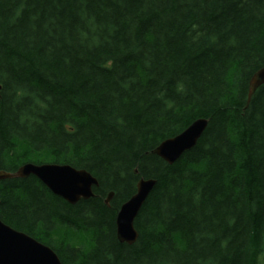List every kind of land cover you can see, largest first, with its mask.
Listing matches in <instances>:
<instances>
[{
  "label": "trees",
  "instance_id": "trees-1",
  "mask_svg": "<svg viewBox=\"0 0 264 264\" xmlns=\"http://www.w3.org/2000/svg\"><path fill=\"white\" fill-rule=\"evenodd\" d=\"M263 66L264 0H0V170L98 182L70 204L2 179L1 221L61 264H264ZM197 118L193 148L152 153ZM139 178L155 183L127 244L115 218Z\"/></svg>",
  "mask_w": 264,
  "mask_h": 264
},
{
  "label": "water",
  "instance_id": "water-1",
  "mask_svg": "<svg viewBox=\"0 0 264 264\" xmlns=\"http://www.w3.org/2000/svg\"><path fill=\"white\" fill-rule=\"evenodd\" d=\"M263 83L264 66L255 71L249 79L247 103ZM206 125L207 120L204 118L193 120L183 131L159 143L152 153L172 164L184 152L195 146ZM136 172L134 170V173ZM30 174L37 177L52 193L70 204L91 197L93 187L98 184L97 179L85 169L57 163H25L13 173L0 170V180L26 177ZM154 183L153 179L139 178L135 192L119 207L115 225L116 237L120 242L132 244L136 240L138 233L133 221ZM112 195V192L107 194L105 204L108 205ZM0 264H61V261L49 246L24 232L13 229L0 219Z\"/></svg>",
  "mask_w": 264,
  "mask_h": 264
}]
</instances>
